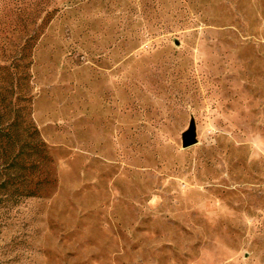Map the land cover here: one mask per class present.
<instances>
[{
    "label": "rangeland",
    "instance_id": "1",
    "mask_svg": "<svg viewBox=\"0 0 264 264\" xmlns=\"http://www.w3.org/2000/svg\"><path fill=\"white\" fill-rule=\"evenodd\" d=\"M49 4L27 86L53 182L0 203V264H264V0Z\"/></svg>",
    "mask_w": 264,
    "mask_h": 264
},
{
    "label": "trees",
    "instance_id": "2",
    "mask_svg": "<svg viewBox=\"0 0 264 264\" xmlns=\"http://www.w3.org/2000/svg\"><path fill=\"white\" fill-rule=\"evenodd\" d=\"M49 1L0 0V203L39 196L53 182L51 156L31 119L27 86L39 30L59 10Z\"/></svg>",
    "mask_w": 264,
    "mask_h": 264
},
{
    "label": "water",
    "instance_id": "3",
    "mask_svg": "<svg viewBox=\"0 0 264 264\" xmlns=\"http://www.w3.org/2000/svg\"><path fill=\"white\" fill-rule=\"evenodd\" d=\"M188 125L187 129L181 134V147L184 149L196 144L198 141L194 120L191 119Z\"/></svg>",
    "mask_w": 264,
    "mask_h": 264
}]
</instances>
